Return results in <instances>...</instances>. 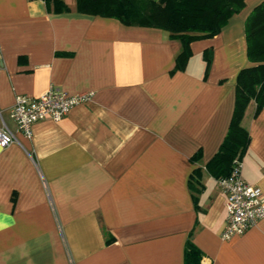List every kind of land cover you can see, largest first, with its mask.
Instances as JSON below:
<instances>
[{
    "label": "crops",
    "instance_id": "crops-1",
    "mask_svg": "<svg viewBox=\"0 0 264 264\" xmlns=\"http://www.w3.org/2000/svg\"><path fill=\"white\" fill-rule=\"evenodd\" d=\"M245 0L220 31L190 42L79 12L76 0H0V264H264V218L222 239L226 197L206 168L231 119L247 59ZM211 53L207 71L205 52ZM90 93L31 136L17 95ZM242 118V178L264 198V108Z\"/></svg>",
    "mask_w": 264,
    "mask_h": 264
},
{
    "label": "trees",
    "instance_id": "trees-1",
    "mask_svg": "<svg viewBox=\"0 0 264 264\" xmlns=\"http://www.w3.org/2000/svg\"><path fill=\"white\" fill-rule=\"evenodd\" d=\"M46 1V0H45ZM245 0H76L79 12L113 17L125 25L156 27L179 39L174 70L183 69L190 55V42L217 34L228 18L244 7ZM247 59L253 65L239 70L234 107L224 139L206 168L217 179L230 172L233 160L247 149L250 136L241 121L249 101L255 102L253 115L264 108V1L245 19ZM207 71L211 53L205 52ZM202 253L191 240L184 246V264H201Z\"/></svg>",
    "mask_w": 264,
    "mask_h": 264
},
{
    "label": "built area",
    "instance_id": "built-area-1",
    "mask_svg": "<svg viewBox=\"0 0 264 264\" xmlns=\"http://www.w3.org/2000/svg\"><path fill=\"white\" fill-rule=\"evenodd\" d=\"M45 1V0H42ZM90 93L69 94L55 86L37 97L17 95L10 110L17 128L27 137L31 136V125L41 120L57 121L69 110L89 99ZM14 135L0 129V146L14 142ZM242 162L236 157L226 176L216 179L226 197V217L220 232L222 239L240 234L264 218V198L258 187L247 183L241 176Z\"/></svg>",
    "mask_w": 264,
    "mask_h": 264
}]
</instances>
